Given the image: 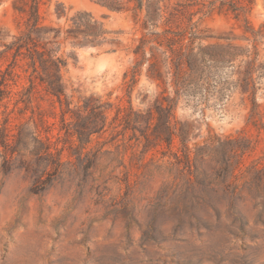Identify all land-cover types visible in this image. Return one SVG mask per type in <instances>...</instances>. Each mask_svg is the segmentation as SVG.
Instances as JSON below:
<instances>
[{"label":"rangeland","instance_id":"obj_1","mask_svg":"<svg viewBox=\"0 0 264 264\" xmlns=\"http://www.w3.org/2000/svg\"><path fill=\"white\" fill-rule=\"evenodd\" d=\"M165 1L175 7L173 22L192 19L215 36L233 31L239 37L237 44H249L244 39V18L237 20L232 12H220L217 8L211 11L201 3L180 5V0ZM250 2L246 17L256 30L264 32V0ZM79 12H89L104 22L111 31L107 38H117L123 46L114 50L111 43L99 47H74L68 43L64 50L72 54L67 56L63 71L69 84L68 94L74 95V102L80 94L101 95L114 103L112 118L116 106L128 105L129 99L124 74L133 65L134 56L123 48L130 46L140 32H136L138 26L132 11H112L93 0H44L41 5L45 22L54 25H67ZM0 29L11 32L7 42L18 32L11 0L0 5ZM259 49L264 63V36L259 37ZM6 64L7 61H0V66ZM27 68L26 61H21L16 68L20 74L18 86L13 85L11 99L6 100L10 125L30 120L34 128V123H38L42 136L49 129L48 136L53 141L60 137L58 146L65 149L63 159L76 161L67 136L60 129L62 109L58 102L42 91L41 97L34 98L33 109L19 112L24 104L15 103L21 97L18 90L28 84ZM145 70L131 94L135 109L148 106L160 90L148 80ZM260 86L258 101L264 102V79ZM4 109L7 108L0 110L1 120ZM249 110L250 101H244L242 94L235 92L223 102L211 100L208 105L182 101L176 117L187 121L197 135L191 145L203 143L210 133L224 137L250 135L255 149L245 156L244 166L257 160L264 165V134L247 124ZM40 118L44 119L43 126ZM112 134L110 128L104 138L92 144L96 148L108 140L105 148L113 151L102 154L98 166L63 174L52 184H34L24 170L6 172L0 149V264H264V206L260 193L264 184L261 191L246 190L242 198H237L249 219L244 234L232 214L231 196L222 189L211 192L201 184L190 188L183 184L186 173L179 175L170 170L166 161L160 167L145 166L138 145L122 146L132 184L112 181L116 175L121 176L120 169L112 171L105 165L115 157L116 146L123 142L122 136L118 137L120 141L111 140ZM124 142L135 145L128 136ZM176 176H180L179 184H175ZM105 179L111 180L104 183ZM184 204L196 212L195 217L179 215L177 205Z\"/></svg>","mask_w":264,"mask_h":264},{"label":"trees","instance_id":"obj_2","mask_svg":"<svg viewBox=\"0 0 264 264\" xmlns=\"http://www.w3.org/2000/svg\"><path fill=\"white\" fill-rule=\"evenodd\" d=\"M4 1L0 0V5ZM93 1L112 11H132L134 23L138 26L136 32L140 35L133 38L130 46L124 45L123 48L134 56L133 65L124 74L128 105H117L111 118L114 103L104 100L101 95L80 94L74 102V95L68 94L69 84L63 72L68 64L67 56L72 54L64 50L68 43L74 47H99L111 43L115 45L114 50L123 46L119 39L107 38L111 31L106 29L104 22L89 12H79L67 25H54L45 22L41 13L44 0H11L18 32L7 42L11 32L0 29V45L3 47L0 61H7L6 66H0V110L7 108L2 111L4 117L0 119L3 169L6 172L24 170L34 184H52L71 171L90 170L100 164L102 154L113 152L105 148L108 140L98 142L99 147H92L95 140L104 138L112 128L111 140L123 137V142L116 146L115 157L105 165L112 171L120 169L121 176L116 175L112 181L132 184L126 150H122V146L138 145L142 148L140 159L145 166L155 164L160 167L161 162L166 161L170 170L178 171L179 175L186 173L183 184L190 188L201 184L211 192L222 189L231 196L232 214L239 230L245 234L249 219L238 199L246 190L261 191V184H264V165L260 161L244 166V158L255 149V141L245 134L224 137L210 133L203 143L191 145L197 135L193 134L187 121L177 120L176 110L182 101L208 105L211 100L223 102L239 92L244 101H250L247 124L264 134V102L258 101L261 80L264 79L259 37H263L264 32L256 30L246 17L251 0L249 3L243 0L177 2L180 5L201 3L211 11L217 8L220 12H232L237 20L244 18V39L248 40V45L237 44L239 37L233 31L215 36L210 29L201 28L192 19L173 22L177 14L175 7L165 0ZM23 60L28 65V84L17 92L21 97L16 106L24 104L19 107V112L33 109L34 98L41 97L42 91L53 102H58L62 109L60 129L65 132L76 161L63 159L65 149L58 146L60 137L53 141L48 136L49 129L45 130L46 136H42L36 122L34 128L30 120L10 125L6 100L11 99L13 85L18 86L20 74L16 68ZM144 68L148 80L155 82L160 90L148 106L135 109L131 94ZM73 91L80 90L73 88ZM44 123L40 118V125ZM126 136L135 145L126 144ZM179 178L176 176L175 184L180 183ZM111 179L103 182L108 183ZM260 193L264 206V185ZM177 207L180 216H196L187 204ZM214 207L219 213L220 210Z\"/></svg>","mask_w":264,"mask_h":264}]
</instances>
